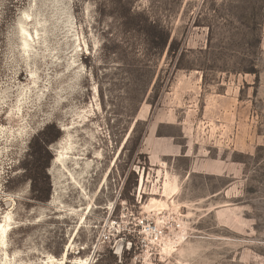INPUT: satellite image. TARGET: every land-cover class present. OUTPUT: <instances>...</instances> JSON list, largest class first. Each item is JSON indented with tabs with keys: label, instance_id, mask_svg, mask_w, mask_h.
<instances>
[{
	"label": "rangeland",
	"instance_id": "rangeland-1",
	"mask_svg": "<svg viewBox=\"0 0 264 264\" xmlns=\"http://www.w3.org/2000/svg\"><path fill=\"white\" fill-rule=\"evenodd\" d=\"M108 251L264 264V0H0V264Z\"/></svg>",
	"mask_w": 264,
	"mask_h": 264
},
{
	"label": "trees",
	"instance_id": "trees-1",
	"mask_svg": "<svg viewBox=\"0 0 264 264\" xmlns=\"http://www.w3.org/2000/svg\"><path fill=\"white\" fill-rule=\"evenodd\" d=\"M170 38L168 35H162L159 39V45L166 48L169 44ZM157 41V38L154 40ZM174 48H179L177 43L172 42L170 45L171 51ZM45 130L42 135H47ZM55 140H48V138H43V144H41V149L34 153V158L28 167V179L31 182V193L34 201L39 203H46L49 201L51 196V182L47 170L50 167V162L52 157L49 153V145ZM142 155H140V158ZM146 158V156H144ZM138 176L134 170L130 171L128 178L125 182V188L123 190L122 199L130 200V194L134 186L137 185ZM108 262L109 264H125L127 260H130L131 256L127 253L124 256L122 262L119 258L112 252L108 251Z\"/></svg>",
	"mask_w": 264,
	"mask_h": 264
}]
</instances>
